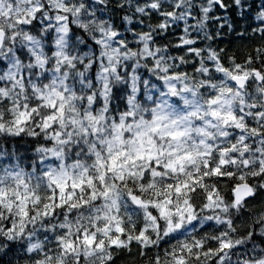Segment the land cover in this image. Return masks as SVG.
<instances>
[{
  "label": "snow or ice",
  "instance_id": "obj_1",
  "mask_svg": "<svg viewBox=\"0 0 264 264\" xmlns=\"http://www.w3.org/2000/svg\"><path fill=\"white\" fill-rule=\"evenodd\" d=\"M0 264H264V0H0Z\"/></svg>",
  "mask_w": 264,
  "mask_h": 264
}]
</instances>
